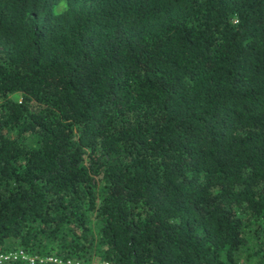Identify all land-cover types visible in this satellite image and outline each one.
<instances>
[{
	"label": "trees",
	"instance_id": "1",
	"mask_svg": "<svg viewBox=\"0 0 264 264\" xmlns=\"http://www.w3.org/2000/svg\"><path fill=\"white\" fill-rule=\"evenodd\" d=\"M17 248L264 264V0H0V251Z\"/></svg>",
	"mask_w": 264,
	"mask_h": 264
},
{
	"label": "built area",
	"instance_id": "2",
	"mask_svg": "<svg viewBox=\"0 0 264 264\" xmlns=\"http://www.w3.org/2000/svg\"><path fill=\"white\" fill-rule=\"evenodd\" d=\"M14 259H23L28 261L29 263H33L35 261H51L55 264H109L108 261L101 259H93L91 261L84 260H73L71 258H61L55 255H32L27 253L21 248L17 249H9L5 251H0V262L6 260H14Z\"/></svg>",
	"mask_w": 264,
	"mask_h": 264
}]
</instances>
